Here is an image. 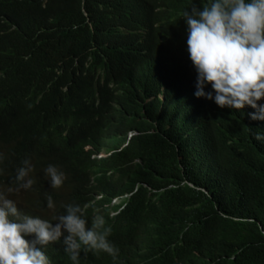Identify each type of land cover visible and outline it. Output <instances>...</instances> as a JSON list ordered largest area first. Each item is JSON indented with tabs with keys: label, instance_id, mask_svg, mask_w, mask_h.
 I'll return each mask as SVG.
<instances>
[{
	"label": "trees",
	"instance_id": "16d2710c",
	"mask_svg": "<svg viewBox=\"0 0 264 264\" xmlns=\"http://www.w3.org/2000/svg\"><path fill=\"white\" fill-rule=\"evenodd\" d=\"M166 1L0 0V188L28 160L22 212L102 216L118 252L82 246L79 264H264V120L196 100L190 68L129 30L181 47L192 0ZM64 247L52 264H72Z\"/></svg>",
	"mask_w": 264,
	"mask_h": 264
},
{
	"label": "clouds",
	"instance_id": "9594fccd",
	"mask_svg": "<svg viewBox=\"0 0 264 264\" xmlns=\"http://www.w3.org/2000/svg\"><path fill=\"white\" fill-rule=\"evenodd\" d=\"M109 2L116 6L120 0ZM199 5L192 0L183 10L184 43L177 50L157 44L145 31L129 30L142 36L152 51L171 58L176 67L190 68L196 100L212 101L236 121L237 114L264 120V0H199ZM159 97L164 99L163 94ZM255 139L264 140V134L257 133ZM23 165L15 177L17 187L0 188V264H52L45 248L56 241L63 243L72 264H79L82 246L115 258L118 249L108 240L111 228L105 226L102 216L96 215L88 223L82 208L74 203L63 205V214L51 219L18 208V201L9 194L28 190L34 182L29 176L33 165L28 160ZM43 172L53 189L66 179L53 164ZM120 201L114 198L111 204ZM46 206L54 208L50 196Z\"/></svg>",
	"mask_w": 264,
	"mask_h": 264
}]
</instances>
